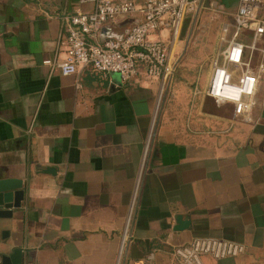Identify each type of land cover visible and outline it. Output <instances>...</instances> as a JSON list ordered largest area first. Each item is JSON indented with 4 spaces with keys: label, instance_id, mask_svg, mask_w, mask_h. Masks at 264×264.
I'll use <instances>...</instances> for the list:
<instances>
[{
    "label": "crops",
    "instance_id": "obj_1",
    "mask_svg": "<svg viewBox=\"0 0 264 264\" xmlns=\"http://www.w3.org/2000/svg\"><path fill=\"white\" fill-rule=\"evenodd\" d=\"M238 2L200 0L177 37L149 38L168 48L166 81L140 69L122 84L89 67L57 69L65 17L90 4L0 0V181L24 190L0 219V264L17 250L21 264H135L150 254L151 264H179L172 248L195 238L245 247L203 264H264V74L250 121L206 94ZM139 16L100 39L124 36Z\"/></svg>",
    "mask_w": 264,
    "mask_h": 264
},
{
    "label": "built area",
    "instance_id": "obj_2",
    "mask_svg": "<svg viewBox=\"0 0 264 264\" xmlns=\"http://www.w3.org/2000/svg\"><path fill=\"white\" fill-rule=\"evenodd\" d=\"M92 9L65 17L67 37L65 58L57 64L63 76L75 75L89 67L97 73L117 74L122 84L133 80L140 69L150 80L166 81L172 68L168 65V48L161 41L150 40L154 33L168 30L177 37L186 17L197 12L200 0H80ZM264 0H239L231 31L225 26L221 40L225 47L210 64L206 94L218 104L233 107V119L251 120L256 106L257 84L264 74L260 43L264 37ZM139 19L120 38L101 40L105 26L122 18ZM229 33V38L225 35ZM245 252L242 244L215 238H195L172 248L179 264H203L204 257L215 260L235 258ZM153 255L135 264H151Z\"/></svg>",
    "mask_w": 264,
    "mask_h": 264
},
{
    "label": "water",
    "instance_id": "obj_3",
    "mask_svg": "<svg viewBox=\"0 0 264 264\" xmlns=\"http://www.w3.org/2000/svg\"><path fill=\"white\" fill-rule=\"evenodd\" d=\"M44 173H52L53 169L47 168L43 171ZM24 198V190L21 189L19 181H0V219L8 218L12 215L14 209L20 208L21 202ZM188 219L182 223L181 217L178 216L176 223L178 226H184L187 224ZM19 251H15L14 255L10 258L13 264H21L20 258L18 257ZM14 259L17 262H14ZM5 264H7L5 262Z\"/></svg>",
    "mask_w": 264,
    "mask_h": 264
}]
</instances>
